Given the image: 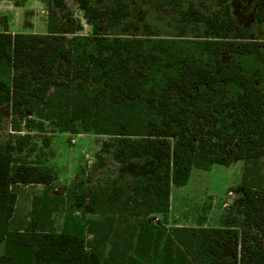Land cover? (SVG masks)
I'll use <instances>...</instances> for the list:
<instances>
[{
    "label": "trees",
    "instance_id": "trees-1",
    "mask_svg": "<svg viewBox=\"0 0 264 264\" xmlns=\"http://www.w3.org/2000/svg\"><path fill=\"white\" fill-rule=\"evenodd\" d=\"M109 1L98 7L76 0L92 27L89 37L67 39L77 25L64 0H51L45 33H12L4 23L0 108L30 110L36 120L26 126L40 131L53 121L62 131L106 136L102 152L120 163L151 157L153 172L135 182L127 199L94 194L87 208L96 218L81 222L69 215L57 231L44 204L34 210L37 217L17 225L12 187L42 184L40 199H47L55 173L17 156L10 142L0 143V264H264V189L251 186L248 168L236 204L243 228L169 231L154 215L168 208L171 188L184 185L193 168L264 158V88L237 59L259 57L264 42L246 39L250 29L236 22L229 0H212L207 9L195 0H170L180 7V20L200 26L198 51L217 58L202 62L153 37L161 27L151 17L141 23L148 31L143 36L103 32L134 20L124 0ZM55 9L63 12L60 19ZM253 11L264 33V0H253ZM228 85L237 88L234 95L206 97ZM85 197L75 204L83 206Z\"/></svg>",
    "mask_w": 264,
    "mask_h": 264
},
{
    "label": "rangeland",
    "instance_id": "rangeland-1",
    "mask_svg": "<svg viewBox=\"0 0 264 264\" xmlns=\"http://www.w3.org/2000/svg\"><path fill=\"white\" fill-rule=\"evenodd\" d=\"M29 30L35 33H45L50 8L54 10L51 0H33ZM105 4L110 3L109 0ZM104 1L92 0L98 7L104 6ZM134 15V20L124 26L103 27L102 31L111 35H139L148 31L141 28L146 17L160 25L161 32L157 36L165 40L164 44L174 52L191 53L202 62H214L216 57L200 53L195 40L201 39V28L180 20L179 6L170 0H124ZM65 12H69L77 27L65 35L71 40L75 35L89 37L91 25L86 21L84 12L76 0H64ZM198 8L207 9L214 4L212 0H195ZM20 4V2H18ZM232 15L236 22L248 26V40L264 42L262 26L253 19V0H229ZM17 6V5H16ZM58 18L62 11L55 9ZM18 17V15L16 16ZM5 17H0V30L3 29ZM8 29V27H7ZM222 57V56H220ZM252 74L259 86L264 88V49L261 55L241 56L237 58ZM167 68V64L164 66ZM3 66L0 65V72ZM158 70L156 76L163 79L166 76ZM237 88L228 85L221 88L216 96L225 98L234 95ZM36 115L28 109L22 113L11 112L6 104L0 108V143L10 142L17 156L30 161H39L50 165L55 173L49 197L40 199L45 188L42 184H18L12 187L16 194L14 220L16 224L28 222L31 217H37L35 209L45 204L50 211L52 226L61 230L66 216L84 222L86 218H96L97 215L87 208L94 194H104L107 201L127 199L132 194L135 182L147 178L153 172L154 160L151 157L129 160L125 163L117 161L112 152H102V142L108 138L92 132L79 130L73 134L60 130L53 121H44L43 130L27 127L26 120ZM249 169L247 180L252 187L264 189V158L256 161L236 159L227 166L212 164L208 169L193 168L188 180L182 186L171 188L168 208L154 214L159 217L164 227L170 231L172 227H244V218L236 211V204L241 197L238 188L243 175ZM85 193V202L79 207L76 198ZM55 195L56 198H51ZM106 201V202H107ZM92 235L88 234V238ZM231 244L224 248H230ZM109 247V246H107ZM2 246H0V252Z\"/></svg>",
    "mask_w": 264,
    "mask_h": 264
},
{
    "label": "crops",
    "instance_id": "crops-1",
    "mask_svg": "<svg viewBox=\"0 0 264 264\" xmlns=\"http://www.w3.org/2000/svg\"><path fill=\"white\" fill-rule=\"evenodd\" d=\"M33 4V0H0V17H5L10 32L35 33L29 30L32 26L30 7Z\"/></svg>",
    "mask_w": 264,
    "mask_h": 264
}]
</instances>
